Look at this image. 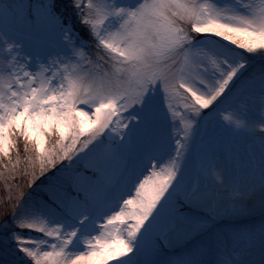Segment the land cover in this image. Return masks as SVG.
I'll return each instance as SVG.
<instances>
[{
    "label": "snow or ice",
    "instance_id": "snow-or-ice-1",
    "mask_svg": "<svg viewBox=\"0 0 264 264\" xmlns=\"http://www.w3.org/2000/svg\"><path fill=\"white\" fill-rule=\"evenodd\" d=\"M70 7L0 0V264H264V0Z\"/></svg>",
    "mask_w": 264,
    "mask_h": 264
},
{
    "label": "rangeland",
    "instance_id": "rangeland-1",
    "mask_svg": "<svg viewBox=\"0 0 264 264\" xmlns=\"http://www.w3.org/2000/svg\"><path fill=\"white\" fill-rule=\"evenodd\" d=\"M56 3L58 5V10L60 11H64L66 17H71L72 21L75 23V15L70 7L71 4V0H56ZM81 34L83 36L84 39H89L88 34H87V30L86 29H81ZM21 147V151L23 148V145L21 143L20 145ZM26 179L27 178H17L16 181H13L12 183H20L21 185H24L26 183ZM24 190H27L26 188ZM7 196V192L4 188V184L3 181H0V219H2V215H3V211H4V200L6 199ZM256 223H259V218L257 216L256 218Z\"/></svg>",
    "mask_w": 264,
    "mask_h": 264
}]
</instances>
